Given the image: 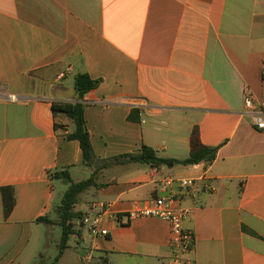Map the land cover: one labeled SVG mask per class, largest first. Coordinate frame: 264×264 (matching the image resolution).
<instances>
[{"label": "crops", "instance_id": "crops-1", "mask_svg": "<svg viewBox=\"0 0 264 264\" xmlns=\"http://www.w3.org/2000/svg\"><path fill=\"white\" fill-rule=\"evenodd\" d=\"M263 68L264 0H0V187H13L16 199L5 217L0 194V264L52 262L28 247L39 225L57 224L55 182H65L53 172L67 169L80 182L77 172L91 177L144 144L186 159L195 132L219 147L213 163L99 169V187L75 210L102 201L119 220L105 222L106 236L76 228L58 264L80 247L86 264H175L165 220L128 218L171 195L193 210L184 222L195 236L190 264H264V134L244 104L248 94L264 100ZM78 73L103 82L81 99ZM64 102L85 104L91 167L67 138L73 122L53 112ZM133 108L141 121L129 119Z\"/></svg>", "mask_w": 264, "mask_h": 264}, {"label": "trees", "instance_id": "trees-1", "mask_svg": "<svg viewBox=\"0 0 264 264\" xmlns=\"http://www.w3.org/2000/svg\"><path fill=\"white\" fill-rule=\"evenodd\" d=\"M102 82V78L94 79L88 73H78L75 75V90L79 98L82 99L87 93L98 88ZM52 109L54 114H65L73 122L74 130L68 134L67 138L69 140L79 141L83 154V163L91 167L94 160V150L85 119V104L83 102L55 103ZM129 119L141 121L139 108L132 109ZM218 151L219 147L203 145L197 136V132H195L192 140L191 153L186 159L160 157L154 148L144 144L137 153L116 156L112 162H106L98 166L90 178L80 182H74L67 169L56 170L51 177L53 179L63 180L68 184V188L63 194L60 203L54 208V212L57 214L56 223L62 228V238L57 257L48 264H58L62 254L69 248L71 236L76 233L75 229L81 227L79 221L82 220L86 213L76 211L75 207L79 203L82 194L88 192L93 187H99L97 182L99 169L120 163H141L155 168H161L163 166L172 168L176 165L187 166L202 162L209 165L216 160ZM0 194L3 203V212L5 217H7L11 214L16 204L14 188L11 186L0 187ZM39 221L48 224L55 223L49 217L40 218ZM41 264H45V262H41Z\"/></svg>", "mask_w": 264, "mask_h": 264}, {"label": "built area", "instance_id": "built-area-1", "mask_svg": "<svg viewBox=\"0 0 264 264\" xmlns=\"http://www.w3.org/2000/svg\"><path fill=\"white\" fill-rule=\"evenodd\" d=\"M72 72L69 67L59 74L62 79ZM264 77V68H263ZM246 113L251 117L256 129L264 134V100L258 101L252 95H247L244 100ZM173 180H165L164 186L171 185ZM195 180L181 179L179 184L182 187L193 186ZM193 210L182 207L178 204L175 196L157 197L149 205L130 212L129 219L138 216H152L165 220L170 226V246L178 251L174 259L175 264H190L191 253L195 245L194 233L184 227V222L191 218ZM108 219L119 220V217L112 212L111 207L102 201H94L89 205L88 212L84 215L79 224L85 227L89 234L94 237L108 235V229L104 227Z\"/></svg>", "mask_w": 264, "mask_h": 264}, {"label": "rangeland", "instance_id": "rangeland-1", "mask_svg": "<svg viewBox=\"0 0 264 264\" xmlns=\"http://www.w3.org/2000/svg\"><path fill=\"white\" fill-rule=\"evenodd\" d=\"M89 177H90V173L87 169L77 172L73 176L75 180H78V179L83 180ZM55 185L58 189V192L60 193V195H58L56 198V203H60V200L64 194V191L68 188V185L66 183L58 182V181L55 182ZM86 201H88V197L85 198V202ZM53 213L56 214L55 212ZM61 236H62V228L59 225L55 224V225L48 226L45 224H41L39 225V231H37L34 234L29 244L28 250H31L33 252L35 249H38V256L40 255L41 252H43L45 253L49 261H53V259L58 253L56 245L59 243ZM83 251L84 249L82 247H80L79 249L73 248V249L68 250L67 254L69 258H71V260L69 259L70 260L69 262H66L65 260L61 264H86V261H82L81 256H80L81 253H83ZM76 259L77 260L79 259V261H77ZM92 263L94 264V261Z\"/></svg>", "mask_w": 264, "mask_h": 264}]
</instances>
